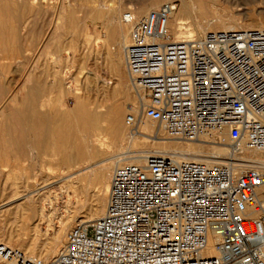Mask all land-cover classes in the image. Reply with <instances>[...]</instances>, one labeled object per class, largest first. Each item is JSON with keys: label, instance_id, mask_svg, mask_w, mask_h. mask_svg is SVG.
<instances>
[{"label": "built area", "instance_id": "obj_1", "mask_svg": "<svg viewBox=\"0 0 264 264\" xmlns=\"http://www.w3.org/2000/svg\"><path fill=\"white\" fill-rule=\"evenodd\" d=\"M177 6L121 16L131 26L125 56L140 116L171 138L226 129L233 154L264 151V28L178 40L168 27ZM137 123L129 111L126 124ZM0 264H264V165L149 153L116 166L106 212L71 229L55 258L0 242Z\"/></svg>", "mask_w": 264, "mask_h": 264}, {"label": "bare ground", "instance_id": "obj_2", "mask_svg": "<svg viewBox=\"0 0 264 264\" xmlns=\"http://www.w3.org/2000/svg\"><path fill=\"white\" fill-rule=\"evenodd\" d=\"M31 1L33 2V5L34 4L39 5V8H41L44 6V3L47 2L48 0H31ZM128 1L131 2V0ZM180 1L181 3L179 4V6H177L176 10L172 12L168 24L169 30L178 40L186 39V38H200L207 31H219V30H229V29H237V28H264V20L256 19L255 17L248 15L245 16L243 19L245 20V23H242L243 21L240 20V17L238 18L233 16L232 17L229 16L227 18L225 15H218V16L216 15L214 19L211 18L212 20L209 19L210 14L207 15L208 20L207 19L204 20L205 17L204 18L200 17L199 14H202V16L204 13L208 14V12L206 11H208L209 8H213L219 5L221 2H228V0H180ZM141 5H143V3H141ZM17 6L16 8H18ZM140 6L138 5L137 8L139 9ZM152 6L153 8L150 11L160 7V6L157 7V3H153ZM110 7L111 6L108 5L105 8L100 6H95L91 14H93V20H102V22L104 23L103 26L104 36L103 39L102 38L100 39L103 40L102 43L105 46L104 48L106 49L107 55L109 56L113 66L115 67L114 69L117 75L121 73V71L123 70V66H126V72H127L128 80L130 82L129 74L127 71V65H126L125 50H126V46L132 40L131 26L123 23V21L121 20V16L123 13L121 14L120 17L118 16L120 13L121 5L120 6L117 5L115 7L112 6L111 8ZM20 8L21 7L19 6V9ZM41 9L44 10V8ZM142 10L143 9H141V11ZM129 11L134 12L138 17H144L147 14L146 13L139 16L138 15L139 12H136L135 10H129ZM35 13H37V11ZM218 13H220V11ZM188 19L193 20L194 29H189V27L187 28ZM38 20L40 23V19ZM60 20H62V18ZM2 24L4 25V23ZM21 25L22 24H19L17 25V27L19 26L21 27ZM45 56L47 57L50 55L49 53L48 55H46L45 53ZM57 57L55 58V62L58 61V60L56 61ZM6 58H8V56ZM73 58H75V56ZM10 62L13 63L15 61L10 60ZM6 65H8V63ZM127 87L128 85L125 78L118 77V82L115 88H117L116 92L120 98L119 100L122 102H117L116 104L115 102L113 104L110 103L109 104L110 106L107 107L99 103L98 100L92 101L90 97L87 99L85 98L83 100L79 99V102L76 105L77 106L76 110L74 113H72V117H74V120L72 121L71 119L70 121H68L67 124L66 139L67 141L71 142L70 143L71 145L70 148H67L65 150L63 155L64 157L62 156L61 153H59L60 151L58 149L59 147L56 145L57 144L56 142L58 139H60L62 132L59 128H55L53 126L50 127L49 125L48 127L47 125L45 127H42V129H40L41 130L40 133L42 134V139L44 142L46 141L47 143L48 140L50 141V143L53 142L52 145L53 153L51 159L47 161L30 159L27 166L25 165L24 167H21L22 164L19 166L16 165L14 166L11 162H9V160L6 157H3V160L4 158H6L7 161L4 160L6 162L3 163V168L0 169V184L3 183L4 187H6L7 184L10 185L9 188L10 187L13 188V191H10L9 189L10 192L3 193V198L0 199V219L1 217L5 219V217H8V215H10V217L13 216L12 219H14V221L19 220V222L22 221L25 222V224H23L20 227V229H18L17 232L12 231L15 228L9 230V228L7 229V227L5 228V226L2 227L3 229L0 227V242L13 246L12 241L14 240V238H16L17 240L24 242L23 244H20V248L27 255L36 256L35 254H38L37 256L43 258L44 260H50L55 258L66 243V237L68 234L67 229H69V227H71L74 222L78 221V223L75 226H73V228L77 227L80 223L94 221L102 217L106 212L111 178L116 166L122 164L142 162L145 156L149 153H159L174 157L179 160H196V161L206 162L209 164L215 162H222L221 159L224 160L229 159V157L233 155L236 162V170L242 169L243 166L248 165L250 163L264 165V151L243 150L231 154L233 152L231 148L228 146L206 145L204 143L205 141L211 139L210 142L221 144L218 141L219 139H221V136L227 131L226 129L221 131L203 133L200 136V138L197 139V141L199 142L188 141V140L183 141V139L171 138L167 133L165 125L160 124L157 126L154 123H149L148 121H145L143 117L140 116L139 100L137 98V95H134L137 98L134 103L129 102L128 104L125 105V101L129 99V95L126 93V89H128ZM68 88L70 89V87ZM70 91H72V89H70ZM28 103L29 102L27 101L26 104ZM30 104H28L26 111L27 110L30 111V109L32 108V105ZM13 108L15 107L13 106ZM125 108H127L128 111H131L138 119V123L136 127L133 129L132 128L130 129L129 126L126 124L127 114L125 113L126 112ZM11 113L12 114L10 115L12 116V119L14 118L13 121L11 123H8L9 121L7 120L8 124L5 123L6 121L4 123L0 122L1 125L3 124V127H6V129L8 128L9 131H13V130L20 131L22 136L23 134L32 133L35 131V121L33 120L34 118L33 112L31 113L27 112L26 119H23V117L21 118L22 113L20 114L18 110L17 111L14 110ZM3 117L6 116L4 115ZM18 135L19 134H17V136ZM103 136L104 137L106 136L107 138H109V140L103 139ZM31 141L29 140V144ZM37 141L39 140H36V142ZM10 142L11 144L9 148L13 153L15 150H17V146L14 145L12 139L10 140ZM140 144L143 146L150 144L151 146L155 147V149L153 150L151 148L152 150H135L134 148ZM31 147L33 146L31 145ZM112 147L114 148L115 152L109 150ZM18 149L20 150V148ZM36 150L37 149L35 148V151ZM62 151H64V149ZM15 153L17 152L15 151ZM32 154L34 153L32 152ZM36 154L38 155L37 151ZM58 155L59 157L61 156L62 158H59ZM84 163L88 165L87 167H85L88 169V172H84L82 174H80L79 172L80 175L76 179H73L74 178L73 177L72 178L73 180L69 181L66 184L65 186L66 190L64 191L62 190L61 192H59L60 190L58 191L55 190V188H53L54 184L57 183L59 184V182H61L58 180L61 177H63L64 174H66V171L69 172L71 168L75 166L77 168V165L79 164L81 165ZM19 167L23 169H20ZM27 170H32L33 173L35 171L36 175L33 176L29 175L28 173H26ZM22 171L25 173H22ZM93 186H95L96 188L98 187L101 190V192L103 191L102 202H99L97 205L95 206L93 205V207L88 208L87 206L89 205L87 204L86 206V201L81 200L79 201L78 204L79 206L77 207H81L82 209L85 208L83 212L74 209L77 207H72L73 202L70 197L69 191H73L76 196H80V195L83 196L86 190L90 189ZM60 188L61 189L64 188L63 184ZM29 190L30 191L33 190L36 193L34 195H30V193L27 194L26 192H28ZM65 194L67 195L66 207L69 210V213L68 215H66V217L63 219L62 222L59 221L61 225H59L58 223L59 226L54 227L53 219L54 217H57L55 215L58 212L57 202L60 199H62ZM26 222L27 223L29 222V224H27ZM41 222L47 223L46 228H42L40 226ZM50 227H52L54 230V234L52 237H49L47 235L48 228ZM204 253L213 254L214 253L213 247L212 246L208 247L204 251Z\"/></svg>", "mask_w": 264, "mask_h": 264}, {"label": "rangeland", "instance_id": "obj_3", "mask_svg": "<svg viewBox=\"0 0 264 264\" xmlns=\"http://www.w3.org/2000/svg\"><path fill=\"white\" fill-rule=\"evenodd\" d=\"M176 1L179 6L181 1ZM47 2H45L44 6L41 7L44 8L43 10L39 8V5L34 4V6L31 0H0V22L4 23V25L0 23V122L4 123L6 121L5 123H7L9 121L8 123H11L14 118L12 119V116L10 114H12L11 112H13L14 110H18L20 114L22 113L23 115L21 114V118L23 117V119H26L27 112H33V120L35 121V131L32 133L23 134V136L21 135L20 131H9L8 128L6 129V127H3V124L1 125L0 123V136L2 137H0V169L3 168V163L6 162L7 159L14 166H19L22 164L21 167H24L25 165L27 166L30 159L43 161L51 159L53 153V142L50 143L49 140L47 141V143L46 141L44 142L42 139V134L40 133V129H42V127H45L46 125L47 127L49 125L50 127L53 126L61 130L62 134L60 139L57 140L56 145L59 147V153H61L63 156L65 150L67 148H70L71 145V142L67 141L66 139L67 124L71 119L72 121L74 120V117H72V113L75 112L77 107L76 105L78 104L79 99L83 100L90 97L92 101L98 100L99 103L106 107L110 106V103L113 104L115 102L116 104L117 102H122L119 100L120 98L116 92L117 88H115L118 82V77H123L127 81L128 89H126V93L129 95V99L125 101V105L129 102L134 103L136 101L137 98L136 96H134L136 94L130 86V82L128 80L126 72V66H123V70L119 75H117L114 69L115 67L113 66L111 59L106 53V49L104 48L105 46L102 43L103 40L100 39H103L104 36V23L102 22V20H93V14L91 13L93 12V8L95 6L105 8L107 5L111 7L121 5L120 13L118 15L119 17L122 13L129 10H135L136 12H139L138 15L141 16L148 13L153 8V3H157L158 7L161 6L164 2H168V0H131V2H129L128 0H48ZM141 3H143V5H141ZM17 5H19L21 8L19 9V6ZM138 5H141L139 9L137 8ZM16 6L18 8H16ZM141 9L143 10L141 11ZM36 11L37 13H35ZM219 11L220 13H218ZM206 12H208V14L204 13L203 16L202 14H199L201 18L205 17L204 20H208L207 15L209 14L210 20L214 19L216 15H225L227 18L229 16L238 18L240 17V20L243 21L242 23H245V20L243 19L247 15L253 16L256 19L264 20V0H228V2H221L219 5L213 8H209V10ZM17 17L20 18L18 19ZM61 18L62 20H60ZM38 19H40V23ZM41 19L43 23L41 22ZM187 22V28L189 27V29H194L193 20L188 19ZM16 24L22 25L21 27H17ZM45 53L46 55H48L49 53L50 56L46 57ZM7 56L8 58H6ZM55 56L57 57L56 61L58 60V63L55 62ZM74 56L75 58H73ZM13 57L16 59H14ZM10 60H13L15 62L12 63L10 62ZM7 63L8 65H6ZM68 87H70L72 91H70ZM27 101L29 102L28 104L31 103L30 105H32V108L30 107V111H26L28 106V104H26ZM13 106L15 108H13ZM125 109V113L128 114L129 111L127 110V108ZM5 113L8 114L6 115ZM4 115L6 117H3ZM143 119L145 121H148L149 123H154L157 126L160 125V123L153 121L150 118L143 117ZM10 133L12 134V136ZM17 134H19V137L17 136ZM227 135L228 132L226 131L221 136V139H219V141L217 140L221 144L212 143L210 142L211 139L205 141L204 143L206 145H224L230 147V140ZM11 139L13 140L14 145L17 146V150H15L17 153H15V151L12 153L11 149L9 148ZM28 139L30 141L32 140L30 144ZM103 139L109 140V138H107L106 136H103ZM36 140L39 141L36 142ZM194 142L199 141L195 140ZM45 143L47 146L45 145ZM31 145L33 147H31ZM18 148H20V150ZM35 148L37 149L36 151L38 155L36 154ZM151 148L153 150L155 149V147L151 146L150 144H147L145 146L140 144L134 149L152 150ZM63 149L64 151H62ZM109 150L115 152L113 147ZM32 152L34 154H32ZM3 157L7 158H4V160L6 161L3 160ZM59 158L62 157L60 156ZM225 160L221 159V161ZM87 166L88 165L86 163L81 165L79 164L77 165V168L75 166L71 168L69 172L66 171V174L63 175L64 178L61 177L58 180L61 182H59V184H54L53 188L58 191L60 190L59 192H61L62 190H66L65 186L69 181L76 179L80 174L84 172H88V169L85 168ZM22 173L25 172L22 171ZM26 173L31 176L36 175V172L34 171L33 173L32 170H27ZM62 184L64 186L63 189L60 188ZM7 186L4 187L3 183L0 184V199L3 198V193L13 191V188H9L10 185L7 184ZM32 191L33 190H29L26 193L34 195L36 192ZM69 194L73 202L72 207L79 206L78 204L81 200L86 201V206L87 204L89 205L87 206L88 208L93 207V205H97L103 200V191L101 192V190L98 187L96 188L95 186L86 190L83 196H76L73 191H69ZM66 197L67 195L65 194L64 197L57 202L58 212L55 215L57 217H54L53 219L54 227H58L59 225H61L60 222H62L66 215H68L69 213V210L66 207ZM74 209L83 212L85 208L82 209L81 207H77ZM12 218L13 216L10 217V215H8V217H5V219L1 217L0 227L2 228L5 226V228H9V230L15 228L12 231L17 232L18 229H20V227L25 224V222H19V220L14 221V219ZM10 219H12L13 221ZM77 223L78 221L74 222L72 226L67 229V232H69V230H71ZM27 224H29V222ZM46 224L47 223L41 222L40 226L42 228H46ZM53 234V228H48L47 235L49 237H52ZM15 239L16 238H14V240L12 241V245H16L15 247L20 248V244H23L24 242ZM35 255L37 256L38 254Z\"/></svg>", "mask_w": 264, "mask_h": 264}]
</instances>
